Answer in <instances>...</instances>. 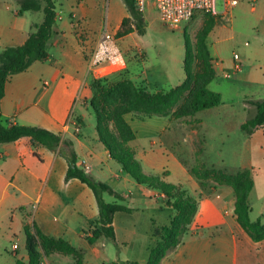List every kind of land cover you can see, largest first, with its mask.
I'll return each mask as SVG.
<instances>
[{"label": "crops", "instance_id": "1", "mask_svg": "<svg viewBox=\"0 0 264 264\" xmlns=\"http://www.w3.org/2000/svg\"><path fill=\"white\" fill-rule=\"evenodd\" d=\"M56 13V24L47 43V61L34 62L27 71L11 76L5 84L0 102L3 124L42 128L72 142L77 165L83 162L88 167L85 173L114 191L125 193L124 189L128 188L125 196L129 204L126 207L131 212L115 213L114 241L101 237L94 244L87 243L84 232L89 233L92 223L98 218L97 204L91 190L77 179L66 181L67 163L64 158L41 145H32L27 138L0 145V203L10 199L23 209L25 201L32 200V193H36L37 197L40 188V201L44 200L51 206L56 215L51 216L50 227L34 219L35 229L47 237L63 239L80 251L82 264L146 262L153 230L167 226L174 211L162 193L138 185L122 171L121 166L109 157L99 143L95 126L89 124L91 131H86L85 116L81 111L90 106L83 94L88 91L87 87L89 93L92 91L91 82L94 80L87 71V59L100 36L92 33L91 11L84 8L82 2L70 12L68 20L60 16L61 11L56 9ZM14 15L16 17H13L11 25L0 23V53L7 47L23 44L31 26L42 21L41 12L19 14L17 11ZM125 17H129L127 10L119 18L114 33ZM157 72L148 68L143 61H132L124 75L136 87L150 89L162 85L163 76ZM116 79L111 77L110 81ZM262 93L264 81L248 94L252 98L242 100L245 106L253 110V114L254 108L246 101L264 100L260 96ZM217 94L222 97L221 93ZM166 126L167 122L158 128L157 140L151 142L154 146L158 143L159 149L155 152L151 148L143 153L135 149V158L141 154L150 167H154V160L159 159L161 165L157 170L162 171L160 177L167 183L182 186L198 201V206L188 235L160 264H239L241 241L247 248L251 243L264 246V240L258 243L251 241L239 227L233 214L234 198L230 189L218 188L210 193L201 189L179 158L166 150L160 139ZM134 133L136 141L137 135ZM254 140L256 143L264 142V125L253 134L246 135L249 157L238 167L249 169L252 173L250 219L264 223V205L255 210L256 203L264 202V160L257 158L258 162H255L252 155ZM141 168L143 171L142 165ZM42 181L46 183L41 187ZM72 242L79 245L75 246ZM99 243L102 250L97 248ZM18 249L12 250V255H17ZM256 252L264 255V249H257ZM57 253L66 259L68 257L64 253ZM71 258L73 260L74 257ZM21 260L26 261L27 255ZM51 263L58 264L53 259Z\"/></svg>", "mask_w": 264, "mask_h": 264}, {"label": "rangeland", "instance_id": "2", "mask_svg": "<svg viewBox=\"0 0 264 264\" xmlns=\"http://www.w3.org/2000/svg\"><path fill=\"white\" fill-rule=\"evenodd\" d=\"M54 2L56 9L61 11L60 16L67 20L70 18V12L82 2L83 7L91 11L92 33L98 37L104 32L113 34L119 18L126 13L121 0H54ZM19 9L16 0H0V23L11 25L13 17H16L14 13ZM217 10L221 12L220 3L217 4ZM143 16L145 20L143 35L133 32L124 37H115L127 65L132 61H143L148 68L157 70V73L163 76L161 86L139 89L149 95L165 94L182 83L185 78L184 35L190 45L194 79L188 90L179 96L168 117H147L132 112L125 115V119L137 135L136 141L131 142L129 147L139 153L148 152L151 148L156 152L159 149L158 143L154 146L151 142L157 140L158 128L167 122L165 130L160 134L161 142L188 170L194 171L192 177L199 187L202 186L201 189H206L209 193L218 188H228L232 191L230 186L221 182L223 179L220 172L229 174L244 169L238 166L249 157V148L246 150L245 145L246 135L240 131L239 126L253 115V110L245 106L242 100L252 98L248 94L255 91L258 84L264 81V0H240L239 4L226 14L218 16L198 14L177 29H170L162 24L152 6L146 8ZM234 54L239 57L237 62L241 69L230 78H226L223 71L230 72ZM217 62L220 63L219 67H216ZM210 72L215 74V79L207 88L211 92L222 94L221 104L190 114L187 100L194 87ZM125 79L124 75L103 85ZM91 83L93 84V80ZM87 89L83 96L88 103L93 96V88L90 91L91 96L88 87ZM260 96L264 98L263 93ZM89 109L81 111L85 116L87 128L89 124L95 126L94 115ZM87 128L86 131H91ZM104 128L107 133L112 132L110 124H104ZM252 155L255 162H258L257 158L264 160V142L253 141ZM136 159L142 165L143 172L162 176V171L157 170L161 165L159 159L154 160V167L147 165L141 154ZM45 183L42 181L41 187L45 186ZM127 190L128 188L123 192L126 193ZM39 192L40 188L37 197L36 193L31 194L32 200H26L23 209L10 199L0 203V264H12L16 258L26 257L24 230L26 228L31 232L35 230L34 219L40 220L45 227L51 226V216L56 215V211L44 203V200L40 201ZM115 192L123 197V201L118 203L127 206L129 202L125 193L117 190ZM104 200L107 203L115 202L109 195H104ZM262 205L263 201L256 203L255 210ZM13 243L19 246L17 255H12ZM72 243L75 246L79 245L76 242ZM239 244V264H264V255L256 252L257 249H264L262 244L251 243L247 248L243 241ZM36 248L40 264H52V259L58 264H74L76 261L75 257L71 260L72 255L64 258L62 254L54 251L51 245L46 247L40 238L37 239ZM97 248L102 250L101 243Z\"/></svg>", "mask_w": 264, "mask_h": 264}, {"label": "trees", "instance_id": "3", "mask_svg": "<svg viewBox=\"0 0 264 264\" xmlns=\"http://www.w3.org/2000/svg\"><path fill=\"white\" fill-rule=\"evenodd\" d=\"M121 1L129 17L122 19L116 36L120 38L133 32L143 35L145 20L143 13L136 8V0ZM16 2L20 8L19 14L41 12L42 21L31 26L23 44L7 47L0 53V102L4 95L5 84L11 76L27 71L34 62L47 61L49 57L47 43L57 18L54 0H16ZM184 46L183 70L185 78L179 86L165 94L149 95L128 79L109 85H103L105 83L100 80H93V96L88 104L95 115V129L99 143L108 152L109 157L121 166L122 171L127 176L138 185L162 193L174 211V215L167 226L153 230L152 245L149 248V257L146 262H112L109 264H160L188 235L189 226L196 214L198 201L190 196L182 186L167 183L159 176L143 173L140 162L135 158V151L129 147V144L135 140V133L125 119V115L130 112L143 114L147 117L166 118L169 116L179 96L188 90L194 79L191 70L190 45L185 35ZM214 79L215 74L210 72L194 87L186 103L190 114L215 108L221 104V96L207 88ZM246 103L254 108V114L240 125V131L246 135H251L264 125V100H250ZM107 123L112 128L110 134L104 128V124ZM21 138H27L32 145H41L63 157L67 163L65 180L77 179L91 190L97 204L98 218L92 223L89 233L84 232L85 241L94 244L101 237L114 241L113 218L115 213L131 212V209L118 203L123 201V197L107 184L87 175L77 165L78 159L72 148V142L63 140L60 135L38 127L16 124L5 126L0 112V145L12 143ZM188 172L194 175L192 169ZM220 175L223 179L221 182L230 186L233 191V214L237 224L251 241L255 243L263 241L264 223H261L260 220L251 221L250 219L249 197L253 191L251 171L238 169L229 174L220 172ZM104 195L112 196L115 202H105ZM24 233V249L27 260L16 259L14 264H40L36 248V242L39 238L46 244V247L51 245L54 251L75 257V264H82L80 253L65 240L47 237L37 229L32 233L26 228Z\"/></svg>", "mask_w": 264, "mask_h": 264}, {"label": "built area", "instance_id": "4", "mask_svg": "<svg viewBox=\"0 0 264 264\" xmlns=\"http://www.w3.org/2000/svg\"><path fill=\"white\" fill-rule=\"evenodd\" d=\"M239 2L240 0H136V8L139 12L144 13L146 8L151 5L157 11L162 24L170 29H177L198 14L212 16L226 14ZM218 3L221 4V12L217 10ZM115 37L116 33H102L87 59V71L93 75L94 79L103 81V83H111V77H122L127 70L126 59ZM238 60V55L234 54L233 66L230 72L223 71L224 77L230 78L241 69ZM219 66L220 63L217 62L216 67ZM78 166L84 171L88 169L83 162ZM17 249L18 246L13 244L12 250L16 251Z\"/></svg>", "mask_w": 264, "mask_h": 264}]
</instances>
